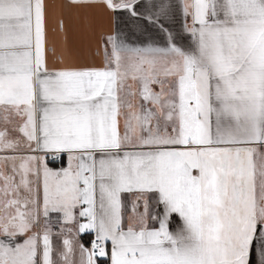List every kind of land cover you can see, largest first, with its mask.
<instances>
[{"label":"snow or ice","instance_id":"obj_1","mask_svg":"<svg viewBox=\"0 0 264 264\" xmlns=\"http://www.w3.org/2000/svg\"><path fill=\"white\" fill-rule=\"evenodd\" d=\"M0 264H264V0H0Z\"/></svg>","mask_w":264,"mask_h":264},{"label":"crops","instance_id":"obj_2","mask_svg":"<svg viewBox=\"0 0 264 264\" xmlns=\"http://www.w3.org/2000/svg\"><path fill=\"white\" fill-rule=\"evenodd\" d=\"M97 23H98L99 27H102V28L107 29V30H111V28L113 27L110 15H104V14L98 15ZM52 26H53V22L50 20V22H49L50 29ZM69 38H70V42L72 44V47L74 49H79V47L81 45L80 34L77 32H70ZM93 44H94V42H93Z\"/></svg>","mask_w":264,"mask_h":264},{"label":"trees","instance_id":"obj_3","mask_svg":"<svg viewBox=\"0 0 264 264\" xmlns=\"http://www.w3.org/2000/svg\"><path fill=\"white\" fill-rule=\"evenodd\" d=\"M91 237H85V239H90Z\"/></svg>","mask_w":264,"mask_h":264}]
</instances>
